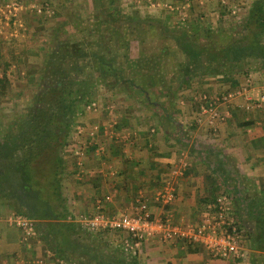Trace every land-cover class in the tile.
Returning <instances> with one entry per match:
<instances>
[{
    "label": "crops",
    "instance_id": "obj_1",
    "mask_svg": "<svg viewBox=\"0 0 264 264\" xmlns=\"http://www.w3.org/2000/svg\"><path fill=\"white\" fill-rule=\"evenodd\" d=\"M158 1L162 9L171 6L173 11V0ZM235 1L241 2L191 0V15L197 5L206 7L209 17L215 13L218 19L223 18V9L229 4L235 7ZM254 1L251 0L250 9ZM233 80L225 81L221 77L201 80L210 93L222 90L233 95L230 101L219 105L221 120L215 128H210L206 121L200 122L199 100L191 96L193 86L183 89L181 96L185 100L175 96L173 104V80L165 86V82L155 77L158 84L151 83L152 87L144 79H127L117 84L111 81L108 85L114 88L109 90L111 93L108 91L111 100L100 113L91 114L90 120L81 122L88 129L94 124L102 127L93 144L88 145L87 136L83 138L86 154L80 158L82 166H78L77 158L68 148L64 153L62 193L70 214L68 221L83 229L86 235L83 244L89 248L84 255L74 249L69 252L70 257L60 258L52 246L39 238L26 244L23 233L6 222L11 212H2L0 208V264H81L82 261L96 264L93 259L99 257L92 249L101 242L103 257L112 258L113 251H120L124 234L119 235V241L100 234L98 242L97 235L86 231L80 219L93 217L99 211L111 217L133 215L141 195L149 201L153 215H169L186 227L200 222L209 213L212 200L222 192L232 194L233 197L229 196L235 213L244 218V245L249 241L248 248L245 246L246 258L221 259L197 244L149 239L137 257L126 255L121 264H264V250L258 247L261 240L258 217L264 215V65L255 61L248 77L237 75ZM157 89L166 90L167 94L156 97ZM121 98L124 101L120 104ZM115 103L121 105V112L107 111ZM100 147L103 152L98 153ZM182 154L190 168L184 177L176 178L172 171ZM212 174L214 187L207 182V176ZM169 183L175 188L176 199L171 205L162 206L155 197ZM73 239L78 247L79 239Z\"/></svg>",
    "mask_w": 264,
    "mask_h": 264
},
{
    "label": "trees",
    "instance_id": "obj_2",
    "mask_svg": "<svg viewBox=\"0 0 264 264\" xmlns=\"http://www.w3.org/2000/svg\"><path fill=\"white\" fill-rule=\"evenodd\" d=\"M108 1L112 5L115 2ZM130 19L134 21L132 26H142L149 21L138 19L136 15H131ZM117 23L119 27L122 25ZM149 23L173 39L185 57L180 71L174 75L180 90L189 89L196 80L209 77L233 82L234 76L248 77L255 61L264 65V0L254 1L236 36L222 47L204 44L200 34L187 27L173 29L160 21ZM88 43L70 37L53 43L33 105L26 115L10 119L0 136V208L34 220L38 238L52 246L60 258L70 257L69 252L74 249L84 255L89 248L83 244L86 238L83 229L68 221L70 214L63 198L62 181L66 163L64 153L75 127L81 123L91 78L100 74L107 79L106 85L111 81L116 84L127 81L124 68L117 65L113 51L90 53ZM104 44H99L100 50ZM152 70L153 77L160 78ZM9 86L10 78L5 70L0 76L1 98H6ZM214 179L213 174L207 176L211 187L215 186ZM215 202L216 199L211 204ZM258 223V238L262 240L258 241V247L264 250L261 246L264 244V215L258 217ZM237 225L240 230L244 228L242 219ZM73 237L76 241L79 239L78 247L74 246ZM99 238L100 235L96 240ZM97 245L100 246L92 249L99 257L93 259L96 264L124 261L126 254L121 249L113 251L112 258H105L103 244ZM81 264L86 263L82 261Z\"/></svg>",
    "mask_w": 264,
    "mask_h": 264
},
{
    "label": "rangeland",
    "instance_id": "obj_3",
    "mask_svg": "<svg viewBox=\"0 0 264 264\" xmlns=\"http://www.w3.org/2000/svg\"><path fill=\"white\" fill-rule=\"evenodd\" d=\"M114 1L112 5L108 0L102 2L98 0H0V6L16 4L23 8L19 10L15 18L0 16V74L6 70L10 78L8 95L6 98L0 97V136L10 119L26 115L33 105L48 52L57 40L70 37L83 42L88 41L90 53L104 54V52L113 51L112 55L116 58L117 65L124 68L127 79L134 81L144 79L149 82L150 87L155 83L152 75V69H154L155 76H159V79L166 83L165 86L173 80L171 91L174 104L175 99L181 96L183 91L179 89L174 75L180 71V64L185 61V57L173 39L167 38L157 26L153 27L149 22L160 21L173 29L187 27L199 33L204 44L207 43L211 47L217 44V47H222L228 39L236 36L251 6V0H240L238 4L235 1V7L229 4L228 8L223 9L225 16L218 19L215 13L209 17L206 7L197 5L193 8L191 15V5L184 8L186 0H173V11L169 8L166 10V7L162 9L163 6L156 9L150 8L149 0L146 3L147 7L144 5L145 0ZM150 1L153 3L158 0ZM131 15L149 21L142 26L137 24L132 26L130 24L134 21L130 19ZM118 21L122 24L120 27ZM103 42L105 44L100 50L99 44ZM90 73L92 75L93 72L90 71ZM91 79L90 93L86 100L101 102L104 108V105L111 100L108 91H114V88L108 86L109 84L106 85L104 82L107 79H103L100 74H96L94 79ZM193 83L191 96L194 100L198 98L199 104L202 103L203 95L215 97L226 94L222 90L211 93L206 91L203 87L205 83L199 80ZM165 92L157 89L154 95L157 97L161 93L167 94ZM181 98L185 100L186 97L181 96ZM120 101L118 100L121 104L124 101L123 98ZM165 103H167L166 99ZM119 106L121 105L117 106L116 103L113 105L117 112H121ZM91 114H83L80 121L88 120L89 116L94 115ZM229 195L233 197L232 194ZM2 212L8 213L4 209ZM237 213L236 217L241 223V219L243 221L244 218ZM248 243L247 239V246L244 245L246 248Z\"/></svg>",
    "mask_w": 264,
    "mask_h": 264
},
{
    "label": "built area",
    "instance_id": "obj_4",
    "mask_svg": "<svg viewBox=\"0 0 264 264\" xmlns=\"http://www.w3.org/2000/svg\"><path fill=\"white\" fill-rule=\"evenodd\" d=\"M139 1V0H138ZM184 8L190 7L191 0H186ZM150 7L156 9L161 7L159 1H153ZM172 10V7H169ZM8 9V10H6ZM19 10H23L16 4L6 7L0 6V16L3 18L12 16L17 17ZM41 13V10H39ZM232 94H222L219 96H201L200 104V122L206 121L210 128H215L217 122L221 120L218 107L232 99ZM264 102V98H263ZM103 109L100 103L89 100L84 105L83 114L98 113ZM107 111L113 113L114 107H107ZM101 126L94 124L90 129L80 123L73 131L72 141L68 145L69 152L78 160V166H82L81 159L85 154L83 138L87 136L88 145L97 139L101 132ZM90 141V142H89ZM103 152L101 147L97 151ZM190 163L186 160L184 154L181 156L179 164L173 169L172 174L176 178L184 177ZM81 176V174H79ZM176 192L173 185H166L155 200L162 206H169L175 201ZM100 204V202H99ZM209 213L198 223L190 224L184 227L179 221L169 215L162 214L155 216L150 210V203L141 195L136 200V208L133 215H122L111 217L102 211L96 213L93 217L82 218L80 223L85 230L93 235L104 234V238L118 239L120 234H124L121 240V250L131 257H137L142 245L149 239H156L162 243H172L182 240L188 244H197L208 250L214 257L221 259H243L246 258L244 246L245 235L237 225L239 223L236 217L232 198L222 192L214 204L208 206ZM8 225L17 228L23 233V240L30 244L38 238L36 222L28 217L11 213L7 218ZM42 264V262H40Z\"/></svg>",
    "mask_w": 264,
    "mask_h": 264
}]
</instances>
